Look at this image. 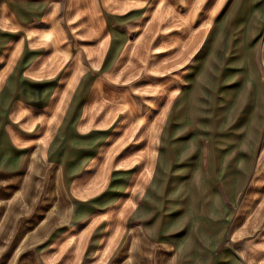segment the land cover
I'll list each match as a JSON object with an SVG mask.
<instances>
[{
    "label": "rangeland",
    "instance_id": "1",
    "mask_svg": "<svg viewBox=\"0 0 264 264\" xmlns=\"http://www.w3.org/2000/svg\"><path fill=\"white\" fill-rule=\"evenodd\" d=\"M6 25L38 52L0 57V264H264V0H0Z\"/></svg>",
    "mask_w": 264,
    "mask_h": 264
},
{
    "label": "crops",
    "instance_id": "2",
    "mask_svg": "<svg viewBox=\"0 0 264 264\" xmlns=\"http://www.w3.org/2000/svg\"><path fill=\"white\" fill-rule=\"evenodd\" d=\"M12 6H13V9L11 8V10L12 11L14 10L12 12V14L14 13L15 16L19 20L23 19V15L26 14L24 7L21 4L20 5L17 4L15 6L16 9L14 8V5H12ZM10 28H8V25L0 27V57H22L24 60L25 59L24 57H28V54L36 55L38 52V49L27 48L26 40L22 39L20 37L14 38L15 40L12 43L14 48L11 50L12 44H10L8 41H10L13 32L11 31ZM35 44H37V43H35ZM5 45H8L7 47L9 48V52L2 53L1 52L2 48ZM111 53H113V52L111 51ZM97 57H103L102 52H100L97 55ZM111 57H112V54H111ZM14 83H15L14 78H10V80H8L5 88L0 91V112L3 110V106L10 96V86H12ZM23 92L28 96L38 95L37 89H32L31 87H27V88L23 89ZM181 95H183V92ZM181 95L178 98L179 100L181 98ZM230 152H231V150H230ZM16 160H17V158H14L10 153L9 145L6 141V137L0 135V166L5 167L7 165H14L16 163ZM76 212H79V209H77ZM166 225L169 229L168 221H167ZM211 235L214 237V231L211 232ZM184 237L186 239L187 235ZM231 256H230V260H231ZM228 258H229V255H227L226 259H228Z\"/></svg>",
    "mask_w": 264,
    "mask_h": 264
}]
</instances>
